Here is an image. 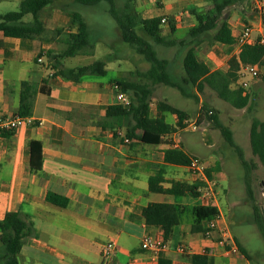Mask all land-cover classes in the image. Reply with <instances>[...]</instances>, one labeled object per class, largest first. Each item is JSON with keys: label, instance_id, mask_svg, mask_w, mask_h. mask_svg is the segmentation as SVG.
Here are the masks:
<instances>
[{"label": "crops", "instance_id": "1", "mask_svg": "<svg viewBox=\"0 0 264 264\" xmlns=\"http://www.w3.org/2000/svg\"><path fill=\"white\" fill-rule=\"evenodd\" d=\"M257 1L245 0L226 11L234 40L230 44L202 43L197 55L205 67L211 71L228 70L229 59L241 51L238 36L245 26L252 29V41H258L264 30V14L254 11ZM139 4L137 11L143 18L173 19L177 32L182 31L186 18L188 26L178 37L184 38L197 25L193 12L208 7L210 0H140ZM79 10L78 4L65 0L47 7L40 18L47 38L0 37V116L13 118L17 114L24 81L50 92V95L39 92L36 96L31 117L36 126L23 125L11 137H0V222L8 213H19L33 225L32 235L19 255L20 263L99 264L103 247L114 241L117 250L110 264H160L161 261L193 264V255L206 253L213 264H253V258L240 241L249 257L243 253L226 257L224 248L217 244L222 234L230 233L225 217L210 239L203 232H193L194 209L208 204L201 195L174 196L149 191V178L159 170L164 171L166 189L173 182H200L188 167L165 163V152L176 146L190 156H197L179 146V133L165 138L175 146L148 145L131 139V144H127V129L114 135L100 126L106 108L119 104L115 79L107 82L99 79L108 72L106 76H87L80 81L54 74L55 62L44 54H61L59 46L66 45L69 34L77 31L72 25V12ZM25 21H31V16L25 17ZM58 29H62L59 36ZM60 64L64 66L62 59ZM251 82L262 100L264 114V83L253 77ZM200 95L199 103H202ZM167 114L170 113L158 111L152 116H164L167 121ZM172 115L173 123L169 124L176 126L178 118ZM248 128L250 136L251 126ZM31 141L42 144L41 172L31 167ZM49 194L59 196L60 202L67 201L66 204L62 207L50 202ZM192 199L196 201L191 202ZM151 203L175 204L183 210L181 223L167 241L169 249L159 255L141 248L147 235L164 239L162 230L147 226L142 216V209ZM188 210L192 218L184 222ZM180 246L189 252L180 253Z\"/></svg>", "mask_w": 264, "mask_h": 264}, {"label": "trees", "instance_id": "2", "mask_svg": "<svg viewBox=\"0 0 264 264\" xmlns=\"http://www.w3.org/2000/svg\"><path fill=\"white\" fill-rule=\"evenodd\" d=\"M245 0H210V5L203 10L194 11L197 25L192 27L186 37H177V27L173 19L167 18L166 25L162 23L164 17L143 18L137 11L134 0H73L75 4L86 7H96L100 3H108L107 12L117 22L122 41L134 49L150 64V68L141 74L142 82H132L126 79L113 81L119 90L126 94L130 100V106L123 104L110 105L106 108L104 119L100 126L105 130H111L114 135L119 130L127 129L125 139L138 141L142 144L161 145L171 144L165 138L172 137L180 130L187 127L190 114L177 108L166 101H159L157 110L162 113L174 114L178 118L177 125L169 124L165 117L155 118L151 113V101L156 85H165L179 90L186 98L199 102V95L206 88L217 93L220 99L231 104L236 109H243L249 103V95L243 88L233 89L241 79V71L248 66H258L262 69L259 78L264 83V45L258 42L254 45H243L238 55L232 56L228 61V70L211 71L205 67L197 55V48L204 42L211 45L230 44L233 33L226 17V11L243 3ZM62 0H23L20 10L0 14V37L3 35L17 39L47 38L46 29L41 21V13L50 6L61 3ZM31 16V21H25V17ZM72 25L75 33L69 34V41L61 54H48L55 62L53 70L56 76L70 81H80L87 76H106L107 63L102 60L77 68H66L60 64L65 57H75L87 48L92 47L90 40V27L84 16L79 12H72ZM62 29L56 30L59 36ZM156 45L164 48H178L182 57L183 77L180 82L173 79L170 73V62L160 57ZM188 88L193 89L189 91ZM39 92L50 95L49 91L40 89L29 81L22 83L20 106L17 114L12 117L28 119L33 116L36 96ZM246 93V94H244ZM204 110V109H203ZM212 112V111H210ZM211 119L221 130L226 141L238 153L241 163L247 173L257 168L254 161L245 157L243 148L234 140L233 132L225 126L219 116L212 112ZM204 122V112H200L198 125ZM37 122L33 123L36 126ZM14 131H0V137H11ZM31 167L36 172H41L43 163L42 144L39 141H31ZM250 146L252 154L264 163V122L254 119L250 129ZM192 158L182 149L174 148L165 152V163L188 167ZM164 171L159 170L149 178V191L151 193L185 196L190 193L195 197L201 195V182L188 184L185 182H173L171 188H164ZM207 176L211 179V169L207 170ZM247 189L252 195V185L248 182ZM55 194H49L48 200L59 206L65 203ZM65 200V199H64ZM255 223L264 235V216L261 210L255 207ZM183 210L179 205L170 203H151L142 209V216L149 227L160 228L165 241H168L175 227L181 223ZM218 215V209L212 206H199L194 209L195 223L193 232H205L206 222ZM33 225L25 221L19 213H8L0 222V263L21 264L19 255L27 239L32 235ZM240 252L249 257L246 249L237 241ZM193 264H213L212 259L205 255H193ZM160 264H170L169 261H161Z\"/></svg>", "mask_w": 264, "mask_h": 264}, {"label": "rangeland", "instance_id": "3", "mask_svg": "<svg viewBox=\"0 0 264 264\" xmlns=\"http://www.w3.org/2000/svg\"><path fill=\"white\" fill-rule=\"evenodd\" d=\"M21 1L2 0L0 13L19 11ZM139 3L140 0H134L136 9L139 8ZM78 7L80 10L76 12L84 16L90 27L92 47L84 52L94 54V56H80L79 54L73 58L65 57L62 59L64 66L77 68L102 60L107 63L108 75L99 79L107 82L123 77L128 81L142 82L141 74L150 68V64L122 41L117 22L107 12L108 3L102 2L96 7L78 4ZM184 21L183 32H177V37L182 36L188 26L186 18ZM165 29L168 31V25ZM59 47L62 48L61 53H63L66 45ZM156 49L160 57L169 60L170 73L175 81L180 82L184 72L178 48H164L156 45ZM251 79L252 75L247 73L244 80L248 86L245 90L250 98L248 105L243 109L234 108L220 99L217 93L210 88H206L200 95L202 103H199L194 99L184 97L175 88L156 85L152 99V114L156 116L158 114L157 103L166 100L173 106L186 110L190 114L189 122H197L200 112H204V122L197 131L187 126L178 132L180 134L178 144L187 152L197 155L196 157L204 162L207 170L211 169V180L217 183L218 187L217 203L227 221L229 234L248 250L253 258V264H264V235L255 223L254 210L255 207L259 208L264 216V166L252 154L248 131V127L252 126L255 118L264 120V114L262 113L263 106L260 104L262 100L254 91ZM188 90L193 89L188 88ZM210 111L217 114L220 121L232 130L234 140L243 148L246 159L257 164V168L252 172L247 173L238 153L226 141L221 130L211 119L212 112ZM167 122L173 123L172 114H167ZM248 182L252 185V195L247 189ZM194 201L196 199L191 200V202ZM191 218L189 210L186 211L183 216L184 222H189Z\"/></svg>", "mask_w": 264, "mask_h": 264}, {"label": "built area", "instance_id": "4", "mask_svg": "<svg viewBox=\"0 0 264 264\" xmlns=\"http://www.w3.org/2000/svg\"><path fill=\"white\" fill-rule=\"evenodd\" d=\"M254 11L264 14V0L257 1L253 6ZM162 23H167V18L164 17L162 19ZM238 42L241 46L243 45H254L257 42L261 45H264V30L255 43L252 41V29L251 27L245 26L241 33L238 36ZM250 73L253 78H259L262 73V69L258 66H248L241 71V79L236 84L237 89L243 88L245 89L248 86V83L245 82L244 78L246 74ZM118 93V102L119 104H123L126 107L130 106V100L127 96L119 90V87L116 85ZM33 121L31 118L22 119L20 117H4L0 116V131H15L19 129L23 125H33ZM188 127H190L193 131H197L199 125L197 122H185ZM127 144H131L130 139H125ZM175 146V145H174ZM175 148H179L176 146ZM189 171L200 181L203 186L200 189L201 196L208 203L207 206L216 207L218 209V215H216L213 219L206 222V231L203 233L205 238H212L213 234L220 229V225L224 220V216L222 212L218 208L217 203V192L218 187L217 183L212 181L207 176V167L204 162L199 158H192L191 163L188 166ZM204 189V190H203ZM217 244L224 248V255L226 257H232L235 255H240V249L238 247L237 242L234 238L228 233L222 234V236L217 241ZM141 248L144 251H150L155 255H159L162 252H165L169 249V244L165 239L153 237L151 235H147L144 237ZM117 250V245L114 241L108 242L101 251V261L99 264H110L113 256ZM178 251L182 254L189 252V250L185 246H180Z\"/></svg>", "mask_w": 264, "mask_h": 264}]
</instances>
